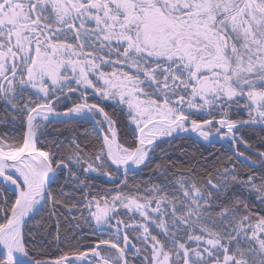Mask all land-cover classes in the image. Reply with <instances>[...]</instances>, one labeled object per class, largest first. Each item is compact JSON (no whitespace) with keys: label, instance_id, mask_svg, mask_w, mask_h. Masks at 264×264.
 I'll use <instances>...</instances> for the list:
<instances>
[{"label":"snow or ice","instance_id":"1","mask_svg":"<svg viewBox=\"0 0 264 264\" xmlns=\"http://www.w3.org/2000/svg\"><path fill=\"white\" fill-rule=\"evenodd\" d=\"M0 102V264H264V0H0ZM183 134L226 151L130 182Z\"/></svg>","mask_w":264,"mask_h":264},{"label":"trees","instance_id":"2","mask_svg":"<svg viewBox=\"0 0 264 264\" xmlns=\"http://www.w3.org/2000/svg\"><path fill=\"white\" fill-rule=\"evenodd\" d=\"M75 99V97H73ZM89 102H96L90 97ZM65 103H68L70 106V102L66 101ZM106 111H109L111 114L113 112V108L108 107L105 105ZM4 108V105L2 102H0V111H2ZM59 111H63L64 105L61 104L58 106ZM116 112V119L118 120V127L120 131V135L122 139H125L129 142L132 141V137L129 134L130 129L127 127V124L125 123V115L120 114L119 108L115 109ZM87 129L89 132H91L92 126L90 123L86 121H77L73 123H59V122H53L50 124L44 133L43 140L45 143L59 139L60 141H64L67 138H70L74 134L76 136H81L82 130ZM257 135L252 140V143L254 146L258 144L259 140V130H256ZM8 135H19V130L12 124H3L0 123V134ZM249 137L252 136V130H249ZM248 138V137H246ZM165 152H157L156 155L153 157V163L148 167L144 168L141 173L137 174L135 177L130 176V182H148L151 180L156 179V164H160L162 161H183L188 160L192 154H199L203 153L205 156H209V153H214L215 155H220L226 151L225 147H222L221 145L215 144V145H202L200 143L195 142L191 138H185V137H178L171 140V146L168 144L163 145ZM211 158V157H209ZM244 171L247 169L244 168ZM99 176H93V183L95 185V189H106V185L99 181ZM47 215V214H45ZM73 215H76V213H73ZM57 216L60 219V227H61V240L64 241L65 237H67V241H71V246L75 247L79 245L82 250H87L89 247V244L97 239V236L93 235V229L89 228L85 225H83V222L81 221V228L77 230L75 228V221L72 219V216L67 213L66 210H61L57 213ZM47 229L48 232L55 233L56 230V218H50L47 220ZM45 236H47V233H45ZM65 241V243H67ZM62 248L65 246L64 243H61L60 245ZM39 247V246H38ZM45 247L49 248V255H55L58 251V249L54 245H50L47 242H45Z\"/></svg>","mask_w":264,"mask_h":264},{"label":"rangeland","instance_id":"3","mask_svg":"<svg viewBox=\"0 0 264 264\" xmlns=\"http://www.w3.org/2000/svg\"><path fill=\"white\" fill-rule=\"evenodd\" d=\"M185 138H191V137H185ZM191 139L194 140V141L197 142V143L202 144V145H209V144H207L206 142H202V141L200 140V138H197V137H196V139H194V138H191ZM214 145H215V144H214ZM139 173H141L140 170L137 172V174H139ZM94 176H95V175H94ZM99 177H101V178H99V181H101L102 183H104V184L107 186L106 189H111V188L113 187L112 183L108 180L107 177H104V176H99ZM129 179H130V177H129Z\"/></svg>","mask_w":264,"mask_h":264},{"label":"water","instance_id":"4","mask_svg":"<svg viewBox=\"0 0 264 264\" xmlns=\"http://www.w3.org/2000/svg\"><path fill=\"white\" fill-rule=\"evenodd\" d=\"M61 112H63V111H61ZM61 119H63V117H62ZM87 122H89V123L92 125L91 121H87ZM92 126H93V125H92ZM179 137H191V138L196 139L195 134H192L191 136H188L187 134H183V135H181V136H179ZM176 138H178V137H176ZM215 144L222 145V142H216ZM138 171H139V170H138ZM138 171H137V172H138Z\"/></svg>","mask_w":264,"mask_h":264},{"label":"bare ground","instance_id":"5","mask_svg":"<svg viewBox=\"0 0 264 264\" xmlns=\"http://www.w3.org/2000/svg\"><path fill=\"white\" fill-rule=\"evenodd\" d=\"M59 111V110H58ZM64 111V110H63ZM87 122V121H86ZM89 123V122H88ZM92 126V125H91ZM196 136V135H195ZM197 137V136H196ZM197 138H199V137H197Z\"/></svg>","mask_w":264,"mask_h":264}]
</instances>
